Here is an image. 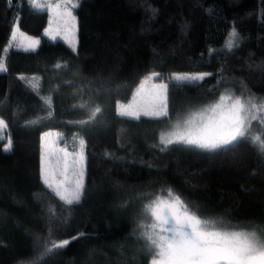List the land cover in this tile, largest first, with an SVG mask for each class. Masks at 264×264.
<instances>
[{
	"label": "trees",
	"instance_id": "obj_1",
	"mask_svg": "<svg viewBox=\"0 0 264 264\" xmlns=\"http://www.w3.org/2000/svg\"><path fill=\"white\" fill-rule=\"evenodd\" d=\"M74 14L71 49L42 35L46 10L0 0V264H152L146 207L172 196L221 230L264 234V149L250 136L213 151L165 145L166 116L116 113L152 75L167 81L170 106L223 92L264 106V0H79ZM15 21L42 36L35 49L5 50ZM186 71L209 75L172 79ZM49 130L83 142L78 204L42 178Z\"/></svg>",
	"mask_w": 264,
	"mask_h": 264
},
{
	"label": "snow or ice",
	"instance_id": "obj_2",
	"mask_svg": "<svg viewBox=\"0 0 264 264\" xmlns=\"http://www.w3.org/2000/svg\"><path fill=\"white\" fill-rule=\"evenodd\" d=\"M69 17H73L71 11H67ZM233 41L238 38V34L233 30ZM33 43H38L33 42ZM233 42L228 44L231 50ZM208 73L201 75H175V80L180 82H197ZM166 88V85H160ZM230 99V97H228ZM225 97H221L223 101ZM255 107V105H253ZM123 109L120 115H135L129 112L121 105ZM222 108V103L208 109L216 113ZM100 112L97 107L92 116ZM246 112L245 103L237 98L233 104L228 107L227 113L221 112L219 118L209 117L207 123H197V118L188 119L182 125L176 124L177 129L172 138H161L162 144L182 143L186 146L195 147L202 150L213 151L226 148L238 141V138L245 137V120L246 116L242 115ZM166 115V112L156 110L151 113L145 112V115ZM2 123V121H0ZM51 135V133H46ZM83 143V142H81ZM264 147V145H262ZM9 143L6 150H10ZM63 151V150H62ZM67 155V153H66ZM83 157H81V160ZM42 160L41 174L44 183L51 188L47 178V172L43 167ZM73 174L77 177L74 186L69 189L65 188L61 191L59 188L54 189L56 195L60 197L66 204H78L83 195V183L80 177L83 176L82 165L77 169L76 162H73ZM169 194L171 192L169 190ZM146 214L154 218L157 223L151 225L152 229L158 226L161 232L168 235H160L156 231H144L142 233L144 239L148 242V247L158 256L159 264H264V234L258 235L256 231H225L217 228L212 221L202 220L194 213L189 212L188 207L178 196H172L169 202L158 201L155 205L146 207ZM142 227H144L142 225ZM69 243L64 241L62 247ZM50 249H45V252ZM154 264L156 262L154 261Z\"/></svg>",
	"mask_w": 264,
	"mask_h": 264
},
{
	"label": "rangeland",
	"instance_id": "obj_3",
	"mask_svg": "<svg viewBox=\"0 0 264 264\" xmlns=\"http://www.w3.org/2000/svg\"><path fill=\"white\" fill-rule=\"evenodd\" d=\"M79 0H31V4L34 8H40L48 12V23L43 28L42 35L45 36L48 40H63L71 49L76 47L77 44V18L74 14V9ZM67 11H71L73 17L67 15ZM11 33L8 38L7 47L14 46L21 49H35L40 44V36L32 35L25 31H22L17 24V21L14 22L11 28ZM38 43H33L37 42ZM4 55V54H3ZM5 65H3V58H0V71H3ZM201 75L205 74L204 72H184L176 73V75ZM155 75L145 77L141 79V82L134 91L131 99L126 103H120L116 107V113L120 115V112L123 110L121 105L124 106L129 112L136 113L138 116L145 115V112L151 113L153 109L166 112L167 114L160 115H146L150 117H165L167 118L168 123L164 129L159 133L160 139L162 137L172 138V133L177 129L175 128L176 124H181L183 130L184 122L191 118L197 119V123H207L209 117L219 118L221 112L227 113L228 107L234 103V101L239 98L242 102L245 103L246 112L242 115H245L247 118L245 120V135L251 137L254 142H257L260 147L264 145V106L258 104L256 101H247L244 98L233 94H227L225 92L221 93L220 96L208 104L193 107V109L182 108L181 106H170L168 99V85L167 81L155 78ZM175 75L172 76V79L175 80ZM160 85H166V88L159 87ZM221 97H225L221 101ZM230 97V99L228 98ZM222 103V108L218 109L216 113L208 111V109L213 108L217 104ZM255 105V107H253ZM129 117H136L135 115H127ZM0 138L4 137L5 131H3L5 125L4 120L0 118ZM165 123V124H166ZM46 133H51V135H46ZM60 132L57 130L45 131L41 136V169H42V160L44 161L43 167L47 172V178L49 184L52 185L51 189L59 188L63 191L65 188L71 189L77 177L73 174V162H76L77 169L82 165L84 166L83 159V150L81 140H77L76 144H73V147L67 146L66 142L61 140ZM10 142L7 141L4 148L7 149ZM264 149V147H262ZM63 150V151H62ZM67 153V155H66ZM84 173V172H83ZM83 177V176H82ZM82 177H80L82 181ZM46 185V184H45ZM56 194V192L54 191ZM169 202L171 198H158L153 200L151 205H155L158 201ZM149 204V205H150ZM157 223L154 218L150 217V214L147 215V220L145 221L144 231H156L160 235H168L166 232H161L159 226L156 229H152L151 225ZM221 230V229H220ZM231 231V230H226ZM151 262L154 264H159V257L151 251Z\"/></svg>",
	"mask_w": 264,
	"mask_h": 264
}]
</instances>
